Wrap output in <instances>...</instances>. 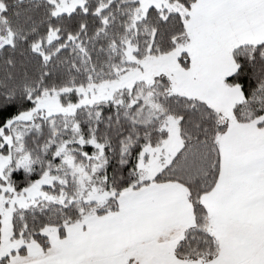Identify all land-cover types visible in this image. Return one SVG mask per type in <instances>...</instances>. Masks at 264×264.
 <instances>
[{
	"label": "snow or ice",
	"instance_id": "obj_1",
	"mask_svg": "<svg viewBox=\"0 0 264 264\" xmlns=\"http://www.w3.org/2000/svg\"><path fill=\"white\" fill-rule=\"evenodd\" d=\"M0 264H264V0H0Z\"/></svg>",
	"mask_w": 264,
	"mask_h": 264
}]
</instances>
